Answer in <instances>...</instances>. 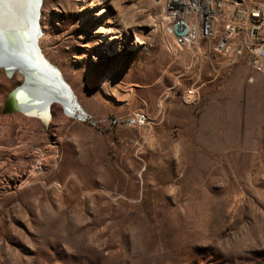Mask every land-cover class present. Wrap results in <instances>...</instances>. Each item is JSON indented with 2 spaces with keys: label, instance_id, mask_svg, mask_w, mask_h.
Returning <instances> with one entry per match:
<instances>
[{
  "label": "rangeland",
  "instance_id": "rangeland-1",
  "mask_svg": "<svg viewBox=\"0 0 264 264\" xmlns=\"http://www.w3.org/2000/svg\"><path fill=\"white\" fill-rule=\"evenodd\" d=\"M167 10V0L38 3L34 56L59 96L3 114L24 75L0 64V264H264V74L256 98L227 96L225 120L212 108L197 143H175L132 86L169 71V48L186 46L166 33ZM230 14L226 3L216 41L234 28ZM233 35L229 66L247 57ZM112 94L129 98L121 113Z\"/></svg>",
  "mask_w": 264,
  "mask_h": 264
},
{
  "label": "crops",
  "instance_id": "crops-1",
  "mask_svg": "<svg viewBox=\"0 0 264 264\" xmlns=\"http://www.w3.org/2000/svg\"><path fill=\"white\" fill-rule=\"evenodd\" d=\"M168 43V40H164L163 46H167ZM169 51L171 53L169 71L160 72V75L149 83H137L132 86H136L133 96L142 105L141 109L153 119L154 125L157 127L169 125L173 128L177 136L175 143H182L183 134L190 136L185 138V143H197L193 138L197 134L195 128L203 123L202 120L209 114L207 111L212 108L214 109L212 112H217L213 114L214 118L225 120L227 96H234L237 93L238 102H246L252 95L256 98L260 72L253 71L247 61L242 59L229 66L223 49L219 47V40L198 36L193 44L183 46L182 49L170 47ZM110 79L113 84L119 83L125 88L122 80ZM191 89L195 100L185 104L183 97ZM110 96L112 106L109 104V110L121 113L123 106L129 103V98L121 102L113 94ZM211 103L217 106H211ZM222 125L224 126V123Z\"/></svg>",
  "mask_w": 264,
  "mask_h": 264
},
{
  "label": "bare ground",
  "instance_id": "bare-ground-1",
  "mask_svg": "<svg viewBox=\"0 0 264 264\" xmlns=\"http://www.w3.org/2000/svg\"><path fill=\"white\" fill-rule=\"evenodd\" d=\"M40 2L41 0H0V64H7L8 72L13 68H19L24 75L26 71L21 67V61L29 62L34 66L36 72V74L33 73L35 75L29 83L25 85L23 90L25 93L22 91L17 95L18 109L26 114H29V112L23 107V104L26 106L27 103L26 107L30 110H42L43 107L34 106V104H37L36 100L51 94L59 96V92L53 84L55 80H51V78H54L48 75L34 56L35 51L37 53L33 41V35L37 33L34 22L37 19V6ZM171 6L179 7L176 10H171ZM197 6H204V0H197ZM167 8L169 11L167 10L168 13L164 18L166 33L171 35L173 27L181 23L186 26V32L182 37L187 40H194L195 22L190 24L184 20L186 17L192 18V11L186 10V3L167 0ZM204 18H211V9H204ZM173 37L180 38L174 33ZM6 75L8 76V74ZM22 93L23 96H21ZM22 101L27 102L23 103Z\"/></svg>",
  "mask_w": 264,
  "mask_h": 264
},
{
  "label": "built area",
  "instance_id": "built-area-1",
  "mask_svg": "<svg viewBox=\"0 0 264 264\" xmlns=\"http://www.w3.org/2000/svg\"><path fill=\"white\" fill-rule=\"evenodd\" d=\"M179 3H186V10L192 11V19H186V21L194 20L195 29L194 40H187L182 36L174 38V42L178 46L193 44L198 36L205 39L213 37L214 31L217 29L219 16H221L226 3H228L231 10L229 18L235 20V26L227 30V36L232 37L236 31L240 30L244 39V49L247 54L246 61L249 67L255 72L264 74V1L204 0V6H197V0H179ZM177 7L179 6H171V10H176ZM204 9H211V18H204ZM240 20H243L244 24L237 22ZM171 36L173 37V32ZM227 36L219 39V47L222 49L225 48L227 43ZM240 51L238 49V53ZM187 95H190L191 99L194 98L191 91H188ZM144 121V114L137 113L130 123L141 125Z\"/></svg>",
  "mask_w": 264,
  "mask_h": 264
},
{
  "label": "water",
  "instance_id": "water-1",
  "mask_svg": "<svg viewBox=\"0 0 264 264\" xmlns=\"http://www.w3.org/2000/svg\"><path fill=\"white\" fill-rule=\"evenodd\" d=\"M185 32H186V26L184 24L178 23L173 27V33L176 36H182L185 34ZM38 36H39L38 33H34V35H33V41H34L35 46L37 45L36 41H37ZM40 57L43 60V57L42 56H40ZM21 67L23 68L24 71H26V74H24L22 82L18 86L14 87L6 96L5 101L3 103V108H2L3 114H8V113L20 111L18 109L19 102L17 101V95L19 94V92H22L24 90L25 85H27L29 83L30 79L33 78L34 75L36 74V72L34 71V66H32L29 62H24V61L22 62L21 61ZM33 73H35V74H33ZM60 82L68 90V92L71 95V91L69 90V87L65 84V82L61 79H60ZM72 98L75 101V103L77 104L73 95H72ZM80 112L83 114V111L81 110V108H80ZM47 121L48 120H45L44 122L47 123Z\"/></svg>",
  "mask_w": 264,
  "mask_h": 264
}]
</instances>
